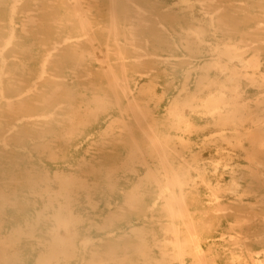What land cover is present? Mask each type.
<instances>
[{"label": "rangeland", "instance_id": "374dc122", "mask_svg": "<svg viewBox=\"0 0 264 264\" xmlns=\"http://www.w3.org/2000/svg\"><path fill=\"white\" fill-rule=\"evenodd\" d=\"M181 1L134 0L118 11L127 9L142 22L131 38L117 31L108 42L100 38L107 24L101 22L102 5L100 31L91 41L109 50L107 62L117 77L121 57L126 63L135 53L151 56L153 41H174L176 55L204 67L200 77L210 89L191 84L197 100L176 111L184 67L148 79L144 84L156 89L155 97L144 103L147 96L139 93L138 107L128 103L137 90L119 81L125 98L114 115L103 110L97 119L59 116L65 119L55 138L19 131L10 139L0 136V239H12L0 250V264H264V0H188L192 10L178 8ZM181 25L203 33L200 41L196 33L189 36L188 50L179 48ZM141 38L151 42L127 44ZM224 46L236 55L228 70L220 67ZM77 55L82 61L69 57L68 71L77 68V89L91 94L82 105L92 106L101 94L113 100L114 83L100 70L96 49L84 44ZM89 62L90 70H80ZM223 86L234 95L221 96ZM2 115L0 127L7 129L11 118ZM94 128L98 133L90 132L74 152L78 131ZM52 157L71 165H62L72 174L62 195ZM49 164L47 180L40 174ZM56 213H71L77 224L64 248L52 238ZM196 243L209 256L202 262Z\"/></svg>", "mask_w": 264, "mask_h": 264}, {"label": "bare ground", "instance_id": "6f19581e", "mask_svg": "<svg viewBox=\"0 0 264 264\" xmlns=\"http://www.w3.org/2000/svg\"><path fill=\"white\" fill-rule=\"evenodd\" d=\"M133 1L0 0V108H2L0 115L4 114L2 116L11 118V123L7 129L3 126L0 127L2 139H10V136L17 131L25 136L32 135L33 138L39 140L47 135L55 138L62 131L61 121H64L65 118H58L62 115L66 117L79 115L85 118L89 116L97 119L103 110H109L114 115L113 112L121 108V99L125 98L124 90L120 93L119 91L121 87H126V84L127 88L131 89L133 87L137 90L136 94L132 95L131 93L132 99L128 103L138 107L139 93L147 96L142 97L143 100L141 99L144 103L155 97L154 90L156 89L150 84H144L147 83L148 79L173 75V72H178L176 70L182 67L186 69L183 94H180L179 101L175 103L174 109L180 111L185 107H193L197 98L190 94L189 86L193 84V86L200 87L199 90L201 88L209 90L210 82L204 76L200 77V74H203L204 67H200L197 63L193 64V62L187 61L182 56L174 53L176 42L172 41L170 44L164 45L152 40L155 52L151 53V56L135 53L126 63L123 62L125 57H121V61L115 65L120 74L118 77L111 71V66L108 65L109 50L104 49L102 51L99 46L95 45L100 43L98 41L95 44L92 43L93 36L100 31L98 25L101 16L99 14L101 11L100 6L102 5L103 10L106 11V16L105 19H101V22L107 24L105 25V34H102L100 38L102 40L106 38L108 42L112 34H119L117 31L120 32V38H131L133 36L132 30L135 25L138 26V22H142L141 18L130 15L127 9H125L126 12L118 11L122 7L126 8L129 4L133 5ZM188 3V0H182L178 8L195 9L194 5ZM21 12H24V14L18 16ZM190 20L194 21V18L192 17ZM22 21H25L24 25L18 27L17 25ZM118 21L122 24L120 29L119 24H117ZM174 32L173 34H176ZM176 32L179 34L178 39L183 40L179 42V48L185 50L189 49V36L196 33L200 41L201 35H203L201 31L190 33L188 28L182 25L179 26ZM61 33L65 36L61 37ZM126 35L129 37H126ZM120 38L114 39V41H119ZM146 40H149V43L151 42L150 39L141 38L140 42L134 44L127 42V44L136 46V44L144 42L148 45ZM84 44H89L93 50L96 49L99 53V68L108 77H111L114 83L113 100H108V95L101 94V99L94 100L97 102L92 106H88L85 102L82 105L83 101L89 99L88 96L91 94L83 89H77L75 80L76 74L80 71L77 68H74L73 72L68 70L72 65L69 57H78L79 61L76 60L78 63L82 61L77 52ZM107 45L108 47L111 46L108 43ZM116 47L117 45L113 48ZM221 52L219 56L224 59V65H220V67L228 70L229 65L227 64L236 58L234 49L224 46ZM92 66V63L89 62L87 67H82L80 70L88 71ZM233 67L230 72L235 75L236 72L232 70ZM157 68H159L158 74H153L151 71L157 70ZM46 73L48 74L44 75ZM63 75L65 79L63 81L59 80ZM193 78H196L194 82H192ZM119 81L123 82L125 86H120ZM4 92H7V94L4 95ZM220 94L221 96L234 95L226 92L225 86L221 87ZM62 104L68 106L62 107ZM199 106L203 107L205 105L201 103ZM206 112L208 113V111ZM95 129L78 131L77 140L71 144V149L76 152L83 144V139L90 132L98 133ZM151 131H153V128H151ZM4 133L7 134L4 135ZM72 150H69V153H72ZM85 162L87 161H83V163ZM3 163L1 161L0 165ZM51 163L54 165V181L63 182V186L60 187L61 193H57V195H62L63 192H67L68 186L65 183L68 184L69 181H66V179H69L72 175L62 165L66 163L68 166L71 165L65 157H52ZM51 165L50 168L45 167L42 170L40 174L42 178L48 180ZM70 186L74 187L75 184L71 183ZM53 222L52 238L58 246L64 248L71 243V240L68 239L69 230L75 231V227L77 228L76 220L71 213H68L67 215H55ZM61 230L65 233L64 236L60 233ZM11 241L12 239H9V241L0 239V250H6ZM194 251L196 258L201 262L209 257L205 255V252L197 243L194 246ZM49 263L50 261L44 259L38 264Z\"/></svg>", "mask_w": 264, "mask_h": 264}]
</instances>
